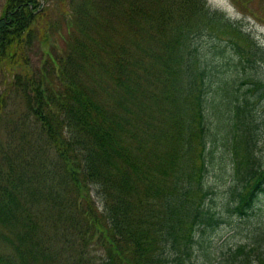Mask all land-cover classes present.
I'll use <instances>...</instances> for the list:
<instances>
[{
	"label": "trees",
	"instance_id": "1",
	"mask_svg": "<svg viewBox=\"0 0 264 264\" xmlns=\"http://www.w3.org/2000/svg\"><path fill=\"white\" fill-rule=\"evenodd\" d=\"M43 1L6 0L0 16V71L13 75L0 126L18 94L38 140L0 137V264L51 257L45 218L61 250L79 245L71 264H186L222 221L207 179L216 133L239 179L226 210L253 215L264 197L257 98L235 92L214 60L253 67V35L207 0ZM59 1L66 49L43 50L35 68ZM241 83L261 96V79ZM260 231L252 250L264 264ZM96 235L99 259L88 252Z\"/></svg>",
	"mask_w": 264,
	"mask_h": 264
},
{
	"label": "rangeland",
	"instance_id": "2",
	"mask_svg": "<svg viewBox=\"0 0 264 264\" xmlns=\"http://www.w3.org/2000/svg\"><path fill=\"white\" fill-rule=\"evenodd\" d=\"M5 3L6 0H0V16ZM43 4L44 7H48L49 3L44 0ZM207 4L211 9L223 11L227 17H230L239 26L251 33L260 45V48L255 50L256 55H253L256 59L253 67L246 66L243 69L241 65L236 66L238 61L232 55L228 58L229 62H221L217 58H214V60L220 72L228 71V77L226 78L234 81L233 90L235 92L240 95L244 93H247L248 96L251 94L256 95L257 100L254 109L260 117V125L257 130L261 132V136L264 138V89H262L259 97L258 92L247 91L249 86L241 83L243 78L249 75L256 76L264 81V0H207ZM49 8L51 23L52 25L55 24V26L48 28L47 35L49 40L47 45L42 46L43 49L40 48L39 39L34 42V52L30 53V57L35 62V68L41 67L40 59L43 50L55 47L63 52L66 49V25L60 16L63 12L60 7V1L59 3L51 2ZM237 73H241V75L238 76ZM215 79L219 80L218 77H215ZM12 81L13 75L11 72L0 71V90L7 89ZM253 89L255 90V88ZM24 107L25 103L22 97L18 94H13L8 107V114L0 126V137L2 140L13 142L14 146H19V148L25 147L31 140L38 142L37 137L32 133V128L28 124V121L31 122L32 120L23 114ZM216 134L218 136L214 147L215 153L207 179L211 190V203L216 206L219 212L223 211L222 221L215 231L209 230L207 232L208 236H211L209 245L203 247L197 245L195 253L186 264H260L257 253H253L252 250L254 248L257 249V247L252 244L255 240L254 235L260 231V228L264 227V197L258 208L256 207V212L249 217H240L226 210L227 204L231 199V188L238 184L239 179L235 176L232 164L234 163L231 151L232 146L228 144L226 147V144L223 143L222 135ZM10 152L13 151L11 150ZM255 153L259 154L264 161V140L260 143ZM93 193L95 194V192ZM93 198L96 201L95 203L100 206L98 197L94 196ZM43 221L46 223L44 226L53 222L48 218ZM44 226L41 224L40 231L45 232L41 233V236L45 238L44 247L51 254V257L47 259L39 258L33 264H71L72 260L77 257V254L74 255V253L79 248V245L74 248V251L61 250L59 236L48 233L50 228H52L51 226H48L49 230ZM14 241L17 244L19 243L18 240ZM100 245L101 242L96 235L94 236V242L88 248L89 254L95 255L97 259L103 255L102 246ZM240 246H245L244 253H238L237 248ZM7 250L10 252L14 251L11 247Z\"/></svg>",
	"mask_w": 264,
	"mask_h": 264
}]
</instances>
